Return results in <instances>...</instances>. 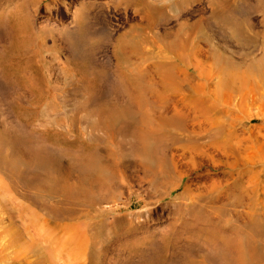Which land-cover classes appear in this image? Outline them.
Segmentation results:
<instances>
[{
  "label": "bare ground",
  "instance_id": "6f19581e",
  "mask_svg": "<svg viewBox=\"0 0 264 264\" xmlns=\"http://www.w3.org/2000/svg\"><path fill=\"white\" fill-rule=\"evenodd\" d=\"M37 1L6 11L0 0L4 196L23 203L26 215L59 218L56 228L66 232L80 210L103 203L98 196L128 178L143 173L155 189L171 191L205 165L222 168V177L197 175L203 182L194 188L188 180L172 215L180 228L133 238L122 245V264H264V0H255L261 33L238 7L246 0H209V14L194 21L181 12L200 0H118L112 6L130 25L109 33L103 59L94 5L76 11L73 28L50 35L27 11ZM214 27L243 47L260 37L262 55L215 44ZM254 121L261 124L238 134L236 123ZM35 221L23 233L14 229L7 247L28 237ZM56 228L24 241L32 264H51ZM91 244L88 262L96 264Z\"/></svg>",
  "mask_w": 264,
  "mask_h": 264
},
{
  "label": "rangeland",
  "instance_id": "374dc122",
  "mask_svg": "<svg viewBox=\"0 0 264 264\" xmlns=\"http://www.w3.org/2000/svg\"><path fill=\"white\" fill-rule=\"evenodd\" d=\"M118 0H39L35 3L28 4L27 11L32 15V21L37 29H43L46 33L54 31H62L65 28H73L74 17L76 11L82 5H94L95 14L100 13L98 20V35L100 36V50L98 57L103 59L107 50V41L109 33L113 36L124 32L130 22L127 20L126 11L120 7L115 9L114 5ZM20 0H4V10L14 8ZM255 0H246L239 2L238 7L245 15H250L251 23L256 32H262V16L256 9ZM96 5V6H95ZM211 10L209 0H200L192 6L186 7L182 15L193 16V21L200 15H208ZM131 14V11H129ZM251 12V13H250ZM243 16V15H242ZM139 20V17H136ZM176 22L170 24L174 27ZM214 43L219 45L226 42L228 50L235 53L253 52L256 56H261L263 53L262 40L258 37L256 46L243 47L227 38L224 40L222 33L216 27L211 31ZM49 34L46 35L45 45L48 50L44 54V59L52 61V45L53 40ZM68 55V50H65ZM216 78V77H214ZM4 89L3 83L0 82V97L3 98ZM258 105L252 106V112L257 110ZM2 111L0 110V114ZM261 122L254 121L253 123H244L236 129L238 134L246 137L247 131L260 125ZM264 135V127L260 132ZM264 141V138H260ZM249 145L248 142L243 143V146ZM217 156V155H216ZM218 158V156H217ZM209 172L214 177H218L223 172V169L213 168L205 165L198 173H190L189 177L184 180L178 179V185L174 190L155 189L148 181L143 173L138 176L128 178L124 183H121L112 192L106 191L100 194V199L103 203L95 205L92 209H82L76 214L66 225V232L57 229L56 225L60 222L59 218H53V222L47 223L45 219L46 211L33 215L28 211L27 215L23 212L25 209L23 203L8 198V193L4 196V179L0 177V264H32L34 260L25 248L24 241L33 238L39 239L43 229L56 228L53 243L47 250L50 251V257L53 259L51 264H90L88 257L90 254V242H93V262L96 264H122L126 258V254L122 253V245L129 243L135 237L151 234L155 239L166 232H169L171 227L180 228L181 222L172 218L177 207L183 200L180 199L185 183L189 180L194 188L196 183L200 184L203 181L196 178L197 175H202L204 172ZM220 172V173H219ZM223 175H221L222 177ZM236 175H234V178ZM233 179H230L232 182ZM24 209V210H23ZM27 212V211H26ZM22 214L19 222L16 219L10 218L12 214ZM5 218V219H4ZM35 218L36 221L29 224L27 230L28 237L18 241L17 244L8 245L14 229L24 232V227L29 223V220ZM176 224V225H175ZM178 224V225H177ZM96 229L101 232L96 239H92L91 233ZM67 242V250L63 251V243ZM40 248L43 249L47 245L45 241H39ZM127 245V244H126ZM122 253V255H121ZM51 259V260H52ZM43 264V263H41Z\"/></svg>",
  "mask_w": 264,
  "mask_h": 264
}]
</instances>
